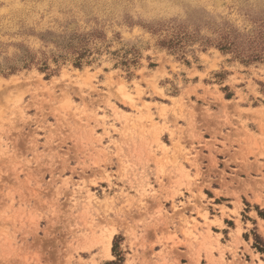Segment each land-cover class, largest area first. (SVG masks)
Listing matches in <instances>:
<instances>
[{
    "label": "rangeland",
    "instance_id": "374dc122",
    "mask_svg": "<svg viewBox=\"0 0 264 264\" xmlns=\"http://www.w3.org/2000/svg\"><path fill=\"white\" fill-rule=\"evenodd\" d=\"M0 264H264V0H0Z\"/></svg>",
    "mask_w": 264,
    "mask_h": 264
},
{
    "label": "crops",
    "instance_id": "0c3cea01",
    "mask_svg": "<svg viewBox=\"0 0 264 264\" xmlns=\"http://www.w3.org/2000/svg\"><path fill=\"white\" fill-rule=\"evenodd\" d=\"M235 220V219H234ZM260 254V253H259Z\"/></svg>",
    "mask_w": 264,
    "mask_h": 264
},
{
    "label": "bare ground",
    "instance_id": "6f19581e",
    "mask_svg": "<svg viewBox=\"0 0 264 264\" xmlns=\"http://www.w3.org/2000/svg\"><path fill=\"white\" fill-rule=\"evenodd\" d=\"M111 237V236H110Z\"/></svg>",
    "mask_w": 264,
    "mask_h": 264
}]
</instances>
